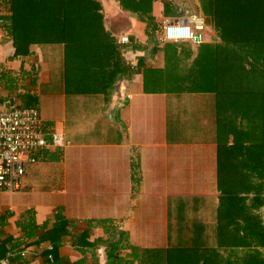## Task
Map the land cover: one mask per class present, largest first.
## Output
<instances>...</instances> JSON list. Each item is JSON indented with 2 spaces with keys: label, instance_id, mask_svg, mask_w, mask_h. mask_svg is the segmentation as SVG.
<instances>
[{
  "label": "crops",
  "instance_id": "crops-1",
  "mask_svg": "<svg viewBox=\"0 0 264 264\" xmlns=\"http://www.w3.org/2000/svg\"><path fill=\"white\" fill-rule=\"evenodd\" d=\"M11 1L0 0V102L37 109L46 133L70 141L38 153L18 191L26 208L6 207L19 210L15 229L0 214V243L16 253L11 264H222L239 257L255 264L256 249L264 256V106L255 107L248 90L245 103L238 91L224 96L220 87L231 74L221 71L200 75L198 87L142 85L143 68L164 65V21L188 18L207 26L206 37L218 17L213 26L199 7L162 18L168 0H155L156 18L144 22L122 0H99L104 25L83 54L70 53L66 74L51 79L40 43L7 37ZM123 33L131 41L124 48L117 42ZM170 44L192 53L202 45ZM15 47L31 52L14 59ZM126 63L132 72L123 74ZM30 211L44 229L52 214L68 222L60 245L22 234Z\"/></svg>",
  "mask_w": 264,
  "mask_h": 264
},
{
  "label": "trees",
  "instance_id": "trees-1",
  "mask_svg": "<svg viewBox=\"0 0 264 264\" xmlns=\"http://www.w3.org/2000/svg\"><path fill=\"white\" fill-rule=\"evenodd\" d=\"M153 1L155 0H122L120 3L124 9L126 6V11L140 12L138 15L142 16L145 22L156 18V3ZM10 4L11 31L7 37L12 41L14 39V43L28 45L33 41H36V45L40 43L36 50L38 56L48 62L51 79L55 75L62 77L66 74L70 53L83 54L87 47L85 44L89 43V37L96 35L98 29L104 25L102 3L99 0H12ZM198 4L213 26L218 17L219 23H215L214 26L216 32L207 33L205 38L209 42L198 47L195 53L182 49L178 51L177 47L170 43L162 45L164 65L160 68L145 67L141 72L142 68L140 69L138 64V72L142 73L143 89L151 91L159 84L182 82L198 87L200 75L205 72L220 73L221 71L231 74L220 87L224 96L233 99L234 91H238L242 102L245 103V91L248 90L254 93L253 105L264 106V0H198ZM179 9H183L186 14H194L188 0H168L161 4V17L177 13ZM236 26L243 29L242 37L237 36ZM130 42L129 40L127 46ZM120 51V49L117 51L119 65H121ZM30 52L28 49L15 47L12 56L24 57ZM125 65V68H120L122 73L132 72L131 63ZM157 74L166 76L157 78L155 76ZM190 75H193L190 82L180 80ZM205 84L210 83H203ZM258 116L261 114L256 113V117ZM26 214L22 224V234L25 237L34 239L33 242L50 241L52 247L60 245V237L68 224L63 217L52 214V219L46 222L50 223V227L44 229L37 225L32 212ZM36 229H41V234L38 236L35 233ZM55 236L58 238L56 241ZM28 243L32 241L29 240ZM146 252L149 251L143 250L140 253ZM262 252L261 249H256L254 252L255 264H264ZM7 253L16 254L15 250L6 249L5 242L2 241L0 255L6 256ZM169 253L165 251L166 262ZM14 259L12 258L13 262ZM230 262L229 258L222 259V264L239 262L245 264L246 260L239 257L237 263L235 258L232 259V263Z\"/></svg>",
  "mask_w": 264,
  "mask_h": 264
},
{
  "label": "built area",
  "instance_id": "built-area-1",
  "mask_svg": "<svg viewBox=\"0 0 264 264\" xmlns=\"http://www.w3.org/2000/svg\"><path fill=\"white\" fill-rule=\"evenodd\" d=\"M161 41H186L197 47L205 41V36L203 30H195L189 23L164 21ZM117 42L124 48L129 42L128 35L120 34ZM69 145L63 133L45 132L37 109L20 108L9 100L0 102V192L16 193L20 189L23 177L38 163L39 152L50 147L63 150ZM12 258L15 254L7 253L0 264H11Z\"/></svg>",
  "mask_w": 264,
  "mask_h": 264
},
{
  "label": "rangeland",
  "instance_id": "rangeland-1",
  "mask_svg": "<svg viewBox=\"0 0 264 264\" xmlns=\"http://www.w3.org/2000/svg\"><path fill=\"white\" fill-rule=\"evenodd\" d=\"M188 1L190 2V5L193 8V10L197 11L196 13H198V7H199L198 0H188ZM4 67H5V65H4ZM7 71H9V70H7ZM21 197H23V195L19 194V192H16V193H2V192H0V214L5 219L6 218L10 219L9 224L11 226V229H8L9 231L15 229V227L17 226V225H14V222L17 221L16 213L19 210L18 209H15V210L12 209V210L7 211L6 207L10 204H14V205H17L20 210H24L26 208V205L21 203V201L22 202L24 201V199H21V201H20ZM18 222H20V221H17V223Z\"/></svg>",
  "mask_w": 264,
  "mask_h": 264
},
{
  "label": "clouds",
  "instance_id": "clouds-1",
  "mask_svg": "<svg viewBox=\"0 0 264 264\" xmlns=\"http://www.w3.org/2000/svg\"><path fill=\"white\" fill-rule=\"evenodd\" d=\"M169 22H170V21H169ZM178 22L183 23V24H187V23H189V24H191V25L193 26V28H194L195 30H198V31L203 30V31H204V34H205V32H206V30L203 29V26H204V25H202L201 27H199V28H201V29H198L194 22H193V23H191V22L184 23L183 20H181V21H180V20H177V21H175V22H171V23H178ZM180 42H186V41H180ZM162 43H164V42H162ZM165 43H172V42H165ZM188 43H189V42H188Z\"/></svg>",
  "mask_w": 264,
  "mask_h": 264
},
{
  "label": "water",
  "instance_id": "water-1",
  "mask_svg": "<svg viewBox=\"0 0 264 264\" xmlns=\"http://www.w3.org/2000/svg\"><path fill=\"white\" fill-rule=\"evenodd\" d=\"M189 21V19L188 18H186V19H184V23H187Z\"/></svg>",
  "mask_w": 264,
  "mask_h": 264
}]
</instances>
